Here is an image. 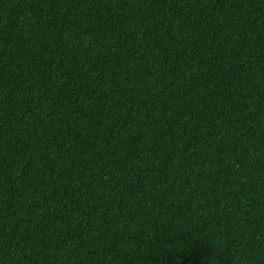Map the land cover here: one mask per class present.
Returning <instances> with one entry per match:
<instances>
[{
	"label": "trees",
	"instance_id": "16d2710c",
	"mask_svg": "<svg viewBox=\"0 0 264 264\" xmlns=\"http://www.w3.org/2000/svg\"><path fill=\"white\" fill-rule=\"evenodd\" d=\"M0 264H264V0H0Z\"/></svg>",
	"mask_w": 264,
	"mask_h": 264
}]
</instances>
